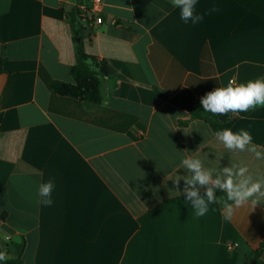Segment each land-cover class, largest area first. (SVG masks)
<instances>
[{"label":"crops","instance_id":"1","mask_svg":"<svg viewBox=\"0 0 264 264\" xmlns=\"http://www.w3.org/2000/svg\"><path fill=\"white\" fill-rule=\"evenodd\" d=\"M88 3L0 0L1 237L21 236L23 264H264V249L252 259L264 205L227 218L217 202L197 217L174 183L186 155L264 174V160L216 140L200 104L216 87L264 78V0H197L196 25L170 0H105L104 23L80 32L70 15ZM78 48L110 71L107 107L52 91L74 82ZM233 117L218 120L264 151V106ZM49 179L50 207L38 196Z\"/></svg>","mask_w":264,"mask_h":264},{"label":"clouds","instance_id":"2","mask_svg":"<svg viewBox=\"0 0 264 264\" xmlns=\"http://www.w3.org/2000/svg\"><path fill=\"white\" fill-rule=\"evenodd\" d=\"M170 3L180 10V19L193 25L200 23L204 16L196 11L197 0H170ZM211 11H218L213 7ZM200 104L205 112L213 115H226L232 113L238 116L257 106H264V78L249 80L247 83L234 85L229 82L226 87H216L200 98ZM107 107V100L102 101ZM228 152H249L256 160H264V151L252 144L253 137L245 129L233 132L225 128L214 133ZM181 167L187 173L178 175L174 180L178 192L180 181L183 180L182 194L195 210L197 217H202L208 212L209 204L221 203L231 218L235 210L250 207L252 210L257 205H264V174H253L249 167L232 163L219 170L206 167L199 157L186 155L181 160ZM54 181L49 179L42 182L38 188L39 203L43 206H52V193ZM218 192H223L225 197H217ZM7 258L5 251H0V261Z\"/></svg>","mask_w":264,"mask_h":264},{"label":"trees","instance_id":"3","mask_svg":"<svg viewBox=\"0 0 264 264\" xmlns=\"http://www.w3.org/2000/svg\"><path fill=\"white\" fill-rule=\"evenodd\" d=\"M70 20L73 28L79 27L80 32H82L80 22H79V12L76 10L74 14L70 15ZM71 73L74 82L65 83L56 81L52 85V91L56 94L71 97L83 102H89L93 104H101L104 97L102 93V79L105 76L110 75V71L104 61H98L95 57L86 54L82 48L77 50V61L71 67ZM257 106L247 112H241L238 116H246L250 114L255 109L259 108ZM209 125L215 130L219 131L225 128H231L235 120L231 121H219L218 115L210 114L206 117ZM12 242V241H11ZM9 244L4 243L5 251L10 253L8 249ZM25 247V242L17 245L15 252V259L9 260L5 259L0 261V264H23L22 251ZM264 242L258 251L253 254V261H255L263 252Z\"/></svg>","mask_w":264,"mask_h":264},{"label":"built area","instance_id":"4","mask_svg":"<svg viewBox=\"0 0 264 264\" xmlns=\"http://www.w3.org/2000/svg\"><path fill=\"white\" fill-rule=\"evenodd\" d=\"M88 4H81L78 7L79 12V22L81 29L86 32H94L98 29L103 23V11L105 0H88ZM0 239L4 243H11V237L6 235L5 237H1ZM238 247L237 243H229L227 245V249L229 251H233Z\"/></svg>","mask_w":264,"mask_h":264},{"label":"water","instance_id":"5","mask_svg":"<svg viewBox=\"0 0 264 264\" xmlns=\"http://www.w3.org/2000/svg\"><path fill=\"white\" fill-rule=\"evenodd\" d=\"M236 116L234 115L233 118H235ZM22 243V238L21 236H16L15 238L12 239V243L9 244L8 246V249L11 251V252H15L16 249H17V245L18 244H21ZM253 264V263H251Z\"/></svg>","mask_w":264,"mask_h":264}]
</instances>
